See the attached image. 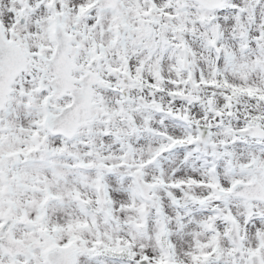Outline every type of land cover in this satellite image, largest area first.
<instances>
[{"label": "snow or ice", "instance_id": "6c2138e0", "mask_svg": "<svg viewBox=\"0 0 264 264\" xmlns=\"http://www.w3.org/2000/svg\"><path fill=\"white\" fill-rule=\"evenodd\" d=\"M0 264H264V0H0Z\"/></svg>", "mask_w": 264, "mask_h": 264}]
</instances>
